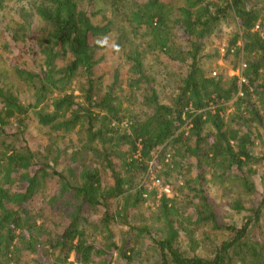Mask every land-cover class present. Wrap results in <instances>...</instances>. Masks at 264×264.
<instances>
[{"label":"trees","instance_id":"1","mask_svg":"<svg viewBox=\"0 0 264 264\" xmlns=\"http://www.w3.org/2000/svg\"><path fill=\"white\" fill-rule=\"evenodd\" d=\"M14 7L19 27L3 32L4 47L29 98L0 79V264H73L71 255L102 264L113 251L129 264L140 247L155 264H264V0H0V11ZM230 15L239 32L229 65H245L241 84L203 61ZM148 56L180 69L167 102ZM30 121L67 144L44 145ZM150 165L160 181L181 176L185 196L162 194L151 223L136 222L158 192L142 183ZM209 176L246 197L243 226L221 222ZM197 231L212 247L199 250Z\"/></svg>","mask_w":264,"mask_h":264},{"label":"rangeland","instance_id":"2","mask_svg":"<svg viewBox=\"0 0 264 264\" xmlns=\"http://www.w3.org/2000/svg\"><path fill=\"white\" fill-rule=\"evenodd\" d=\"M24 6H27L24 4ZM15 8V7H14ZM16 8L13 10L6 9L0 11V79L2 83L12 88L14 91L16 90L19 93V97L23 101H27L29 98L28 93V86L26 83L22 82L20 79L17 78L15 75L14 68L9 65V58L10 53L8 50L5 49V40L8 37L6 33H3L4 31L12 32L15 27H19V20L16 16ZM235 32H239V27L237 25V22L235 18L230 15L225 21L220 23L219 28L217 29L214 36L210 37L207 41V45L203 51L205 54L204 57V65L206 68V71L210 73L211 76H214L213 74H216L218 72L224 71L226 76L228 78L235 76L237 72L239 71L241 67V63L237 65L236 68H232V66L229 65V61L232 60L233 52L235 51L234 48H229V41L231 38V35ZM176 39L182 43H184V37L181 35V31H177ZM238 46H240V43H237ZM231 50H233L231 52ZM229 53L228 59L225 58L226 54ZM217 55V58L213 61L209 60V55ZM107 63L114 65V59L111 56L107 57ZM156 61L153 57L148 56L147 57V65L149 66V69L151 66H153V71L157 72L155 75L156 79V86L161 84L164 88L162 89L161 93L163 95V102H167L168 95L173 91V89H170L167 87L168 83L167 80L171 81V84H175V81L177 80V76L180 75V69L173 66L171 68H165V65L163 64H156ZM156 64V65H154ZM126 64L123 62L121 64V72L123 73L122 79L124 81V86L127 85V73L126 71ZM172 85V86H173ZM176 85V84H175ZM79 87H83L82 83L77 84ZM175 87V86H174ZM79 92L77 90V87L74 88V95L79 96ZM123 98L125 100L126 105H136L138 102L137 97L134 96V94L129 91L127 88H125L122 91ZM26 103V102H24ZM127 107V106H126ZM137 107V106H136ZM28 130L32 132L39 141H41L44 145L47 144L46 141L50 139H54L56 135L50 136L48 132V128H42L40 126H37L34 121H30V124L28 126ZM59 141L58 145H66L68 142V139L61 140V137H55ZM259 178L258 180H263L262 183L264 184V163L262 165H259ZM161 173L160 166H157L156 169H154L153 166L150 165L148 169V180L147 175L143 177L142 183L144 182L148 187L152 188V185L148 182L149 179L151 181V178H159L158 174ZM161 180H164L163 177H161ZM208 183L206 184L209 196H210V203L215 208L217 213L222 217L221 222L225 225H231L234 224L237 227L243 226L247 222V216L250 215L247 213L246 210H249L250 205L247 203L246 197H242L241 190H239V187L237 186H228L227 183L224 185L217 183L215 180H212V178L209 176L207 178ZM165 181V180H164ZM165 185L169 187V195L168 197L171 199H175L176 202L180 203L182 199H184L185 192L180 191L181 187L184 185L183 178L181 176H178L177 174H173L172 177L169 178L167 182H164ZM228 187L230 191L228 190ZM264 191V188H263ZM161 194L157 192V196L150 197L149 200H147L142 208L140 209V213H142L139 217V219L136 222H139L142 219H147L148 222L151 223V220L149 219L152 213H155L158 206H159V200H160ZM243 198V199H242ZM242 199V201H241ZM237 200H240V204L244 207L245 210H233L232 209V203L236 202ZM189 209H185L186 212H188ZM152 225V224H150ZM122 230L121 227L116 226V231L120 232ZM211 240L215 241L218 239L220 241L221 239L225 238V235L219 233H216V235L211 234ZM202 234L200 231L196 232V238L197 242L200 243L201 247H199V250H202V246L206 247H212L210 241L202 242ZM145 242L144 245L145 246ZM138 248V251L136 252L133 261L129 264H155L156 257L153 253L152 249L150 247L144 248L140 247ZM201 254H204L201 252ZM69 262L73 264H78L76 262V258L74 255H71L69 257ZM103 261L102 264H108V262L111 261L110 264H128L124 260L118 259V255L116 251L111 252L108 256H105L101 259Z\"/></svg>","mask_w":264,"mask_h":264},{"label":"built area","instance_id":"3","mask_svg":"<svg viewBox=\"0 0 264 264\" xmlns=\"http://www.w3.org/2000/svg\"><path fill=\"white\" fill-rule=\"evenodd\" d=\"M262 13H264V9L262 11ZM259 28V24L257 23L254 27V30H257ZM233 50H231L232 52ZM245 67L244 64H241V67L239 69V71L237 72V74L235 76H238L239 77V83H245V80L242 78L241 74H240V71L241 69H243ZM215 76V74H213ZM151 183L152 185L156 188V190L162 195H166L168 196L170 191H169V187L165 184L162 183V181H160L159 179L157 178H151Z\"/></svg>","mask_w":264,"mask_h":264}]
</instances>
